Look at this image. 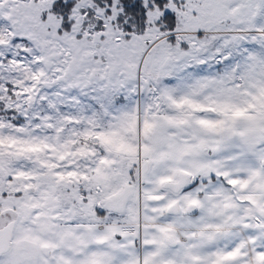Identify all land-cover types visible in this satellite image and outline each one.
I'll return each instance as SVG.
<instances>
[{
    "label": "snow or ice",
    "instance_id": "6c2138e0",
    "mask_svg": "<svg viewBox=\"0 0 264 264\" xmlns=\"http://www.w3.org/2000/svg\"><path fill=\"white\" fill-rule=\"evenodd\" d=\"M0 264H264V0H0Z\"/></svg>",
    "mask_w": 264,
    "mask_h": 264
}]
</instances>
